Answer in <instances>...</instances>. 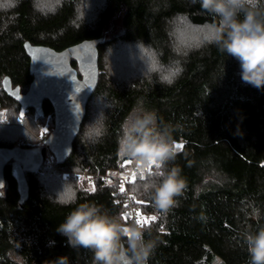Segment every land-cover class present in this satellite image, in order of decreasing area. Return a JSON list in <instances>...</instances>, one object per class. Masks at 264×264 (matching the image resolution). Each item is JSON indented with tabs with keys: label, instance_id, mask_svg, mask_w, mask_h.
Masks as SVG:
<instances>
[{
	"label": "trees",
	"instance_id": "trees-1",
	"mask_svg": "<svg viewBox=\"0 0 264 264\" xmlns=\"http://www.w3.org/2000/svg\"><path fill=\"white\" fill-rule=\"evenodd\" d=\"M86 1L65 0L55 14L41 15L34 10L33 0H22L11 13L0 16V23L7 20L9 24L0 32V111L12 106L16 115L23 112L1 87L2 78L8 76L11 86H18L20 92L28 88L31 76L23 42L59 51L104 35L105 40L98 46L97 87L88 99L72 152L63 164L58 165L53 159L61 177L67 175L64 180L80 176L69 170L85 171L92 179L94 190L78 189L76 203H97L110 215L122 216L128 208L155 213L149 198L137 202L128 196L135 181L126 183L125 191L120 192L118 179L106 180L109 173L122 170L120 163L124 160L116 155V138L121 121L140 98L146 108L156 111L160 121L175 127L173 138L182 147L169 167L178 166L187 181L183 195L176 198L178 204L166 216L138 225L145 230L146 240H157L148 264H249L242 240L245 223L252 225V231L264 226V90L243 83L238 61L215 44L202 43L186 56L173 53V17L185 13L194 27L213 21L198 3L102 0L95 16L88 19L80 15ZM74 9H78V14ZM71 20L75 23L70 24ZM138 41L155 48L162 63L181 60L184 71L173 85H162L155 76L151 81L142 77L131 83L110 84L105 80L104 54L115 44L131 48ZM138 60L135 57L126 63L132 67L140 63ZM71 65L75 67L73 61ZM95 97L104 98L106 103L103 113L107 133L98 143H81L83 128L97 117L89 106ZM51 111L45 101L41 119L53 117ZM0 147L12 146L0 143ZM39 173H26L28 199L19 206L16 184L9 167L4 169L0 264H13L16 253L23 256L25 264H45L59 256H67L69 264H92L89 250L69 247L66 237L56 232L57 225L75 204L64 207L55 203L39 183ZM248 201L260 208L259 221H245L239 211ZM122 222L134 223L123 218Z\"/></svg>",
	"mask_w": 264,
	"mask_h": 264
},
{
	"label": "clouds",
	"instance_id": "clouds-1",
	"mask_svg": "<svg viewBox=\"0 0 264 264\" xmlns=\"http://www.w3.org/2000/svg\"><path fill=\"white\" fill-rule=\"evenodd\" d=\"M22 0H0V16L11 13ZM65 0H33V8L41 15L55 14ZM198 3L204 13L213 17L211 23L196 26L200 35L188 37L186 30L191 25L187 14L179 13L172 18L170 35L173 37L172 51L176 56H186L202 43L215 44L227 56L239 63V76L257 90H264V0H191ZM78 14V9H74ZM71 20L70 24H74ZM7 20L0 23V32L5 31ZM81 26V25H80ZM139 60L143 63V76L149 81L155 76L158 83L171 86L182 75L184 67L180 59L162 63L158 51L142 41L136 44ZM35 61V59L33 60ZM50 64V62L45 61ZM65 75V74H64ZM104 101L101 98H98ZM106 115L100 112L95 120L85 125L81 143H98L107 133ZM24 128V127H23ZM37 129L28 125L25 137L33 143ZM175 127L160 121L155 110L144 106L142 99L129 110L120 123L116 138V155L131 167L120 173L113 171V177L134 180L128 189L132 201L149 198L156 210L152 215L164 217L178 204L177 197L187 187L186 179L178 166L169 167L177 155V142L173 138ZM31 133V135L29 134ZM215 178V174H213ZM217 183L220 181L217 180ZM123 186L121 181L120 186ZM82 189V186H81ZM77 190L71 183H65L56 194L54 202L68 207L74 205L56 232L66 237L69 247H80L91 252L92 264H148L156 245V238L145 239L144 229L138 222L124 224L120 214L110 215L102 205L85 201L77 204ZM0 191V199L3 198ZM245 221H259L261 210L255 202L248 201L239 210ZM252 225L245 223L242 240L246 246L249 264H264V226L252 231ZM54 243V242H51ZM19 244L17 248H19ZM13 264H25L22 255L16 253ZM45 264H69L67 256H59Z\"/></svg>",
	"mask_w": 264,
	"mask_h": 264
},
{
	"label": "water",
	"instance_id": "water-1",
	"mask_svg": "<svg viewBox=\"0 0 264 264\" xmlns=\"http://www.w3.org/2000/svg\"><path fill=\"white\" fill-rule=\"evenodd\" d=\"M104 40V35L85 39L59 51L25 41L21 45L29 59L27 72L31 76L26 92H20L18 86L12 87L8 76L2 78L3 92L23 111L33 109L36 115L42 116L43 103L46 101L53 112V129L43 145L28 148L0 147V191L5 186L4 169L8 166L10 177L16 184L19 206L28 199L26 173H37L47 153L58 165L63 164L70 156L73 141L85 116L88 99L97 87L98 46ZM71 61L75 63V67L71 65ZM67 72H71L75 80L69 78L70 74H65ZM77 88L79 91H76ZM17 91L20 99L12 95Z\"/></svg>",
	"mask_w": 264,
	"mask_h": 264
},
{
	"label": "rangeland",
	"instance_id": "rangeland-1",
	"mask_svg": "<svg viewBox=\"0 0 264 264\" xmlns=\"http://www.w3.org/2000/svg\"><path fill=\"white\" fill-rule=\"evenodd\" d=\"M101 2L102 0H87L84 6V11L81 12L82 14L80 13V15L88 19L94 17L95 11L97 10ZM186 32L188 37H197L198 35H200L198 28L191 25L188 27ZM104 56V78L108 83H131L134 80H138L142 77H145L142 75L144 66L140 60H138L140 62L138 63V65L132 67L128 66L126 63L128 59H133L139 56L136 45L131 48H124V46L115 44L113 45L112 49H110L104 54ZM26 90L22 91V93L26 92ZM98 98L101 97H95L89 105L91 107V110L93 111V114L96 116H98V114L100 112H103L106 108L105 101H101ZM101 99L104 100V98ZM31 110L33 111V109ZM31 110H22L23 112H20L18 115H16V110L14 111V107L9 106L8 108H4L0 111V114H2L3 118L5 119L4 122H0V143H3L5 145H11L12 147H35L43 145L45 138L53 129V117L48 115L44 118V120H42L40 116L36 115V112H32ZM21 113L24 114L22 119ZM28 125L33 129L38 128L36 139L39 143L30 142L25 137L24 128L26 131H28ZM41 128L47 129V134L44 135L43 138H41L40 136ZM29 134L31 135L30 132ZM129 167H131L130 164L125 165L123 168L120 167L122 170L119 172L123 173ZM39 171L40 173L37 176L39 183H41L46 193H48V195L54 199L56 197V194L62 190V187L65 183H71L76 189H80L81 191L93 190V181L89 176L86 175L87 172L85 171L69 170V172L72 173L74 176L76 173H80V176L74 177L69 181L64 180L66 174H63L64 178L61 177L60 169L54 166L53 158L49 153L46 154L44 164L41 166ZM216 264L219 263L216 262Z\"/></svg>",
	"mask_w": 264,
	"mask_h": 264
},
{
	"label": "snow or ice",
	"instance_id": "snow-or-ice-1",
	"mask_svg": "<svg viewBox=\"0 0 264 264\" xmlns=\"http://www.w3.org/2000/svg\"><path fill=\"white\" fill-rule=\"evenodd\" d=\"M25 47H27V45H25ZM37 51H39V50H37ZM65 74H70V75H69V78H71L72 80H75V77L72 76V73H71V72H67V73H65ZM63 75H64V74H63ZM6 83H7V81H5V84H6ZM76 91H79V88H77ZM12 95H14L17 99H20L19 91H17V92H13ZM77 110H79V109H78V106H77ZM23 115H24V114L21 113V119L23 118ZM46 134H47V129H46V128H41V129H40V136H41V138H43V136L46 135ZM176 147H177V149H180L182 146H181L180 144H177ZM127 164H129V163L124 161V162L120 165V167L123 168V167H124L125 165H127ZM128 182L131 183V182H134V180H128ZM90 183H91V182H90ZM93 190H94V189H93ZM119 190H120V192H124V191H125L124 185H123L122 187H120ZM125 215H127V214L125 213ZM139 215H140V213L137 212V216H139ZM156 219H157V218L154 217V216H147V217H144L142 220H141V219H137L136 222H138L139 225H147V224H149L150 222L155 221ZM161 230H163V229H161Z\"/></svg>",
	"mask_w": 264,
	"mask_h": 264
},
{
	"label": "built area",
	"instance_id": "built-area-1",
	"mask_svg": "<svg viewBox=\"0 0 264 264\" xmlns=\"http://www.w3.org/2000/svg\"><path fill=\"white\" fill-rule=\"evenodd\" d=\"M5 119L3 118L2 114H0V122H4ZM65 178H67V175L65 176ZM108 178H112V179H118L119 180V184L121 183V181H123V185H125L126 183H128V180L127 179H124L122 176L121 177H113L111 175V173L108 174V177L106 180H108ZM130 204V201L127 202V205ZM125 213L127 215H125ZM147 216H152V215H149V214H144V213H140L139 216H137V211L132 209V208H128L127 210H125L123 213H122V218L124 220H128V221H131V222H135L137 219H143L144 217H147Z\"/></svg>",
	"mask_w": 264,
	"mask_h": 264
}]
</instances>
